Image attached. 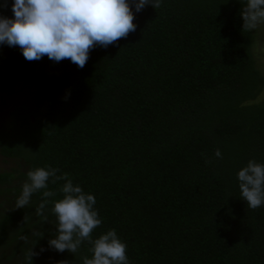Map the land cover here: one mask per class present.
<instances>
[{
  "label": "trees",
  "instance_id": "obj_1",
  "mask_svg": "<svg viewBox=\"0 0 264 264\" xmlns=\"http://www.w3.org/2000/svg\"><path fill=\"white\" fill-rule=\"evenodd\" d=\"M10 3L0 15L12 16ZM244 3L146 4L83 67L0 44V155L19 163L0 171V258L91 256L90 240L74 253L47 245L63 179L50 178L42 215L40 190L15 207L25 172L48 165L94 196L101 223L90 238L115 229L129 264H264V204L249 208L235 177L249 158L264 162V69L256 28L241 27Z\"/></svg>",
  "mask_w": 264,
  "mask_h": 264
},
{
  "label": "clouds",
  "instance_id": "obj_2",
  "mask_svg": "<svg viewBox=\"0 0 264 264\" xmlns=\"http://www.w3.org/2000/svg\"><path fill=\"white\" fill-rule=\"evenodd\" d=\"M6 2L0 0V6ZM146 4L155 8L160 0H11L12 16L0 15V44L18 46L26 60L46 54L50 60L68 58L77 67H83L91 47H106L133 30V11L139 12ZM240 16L241 27L255 29L264 23V0H245ZM213 155L220 157V150L215 149ZM57 173V168L48 165L29 168L15 207L28 205L31 195L40 190L42 199L35 212L42 215L49 198L55 195L47 186L50 178L63 179L59 186L62 195L51 200L48 209L55 216V231L47 239V245L56 251L74 253L82 240H90L91 256L83 257L82 264H129L126 245L115 229L109 228L90 238L91 230L101 223L93 207L94 196L66 179V173ZM235 177L239 196L249 208L264 204V162L249 158L237 169ZM36 254L30 248L28 259Z\"/></svg>",
  "mask_w": 264,
  "mask_h": 264
},
{
  "label": "rangeland",
  "instance_id": "obj_3",
  "mask_svg": "<svg viewBox=\"0 0 264 264\" xmlns=\"http://www.w3.org/2000/svg\"><path fill=\"white\" fill-rule=\"evenodd\" d=\"M256 44L255 50L257 54V61L261 68L264 69V23H260L256 27ZM7 117V108H0V123ZM17 161L13 158H4L0 155V171L11 170L18 168ZM0 264H15L13 260L0 258ZM18 264V263H17Z\"/></svg>",
  "mask_w": 264,
  "mask_h": 264
}]
</instances>
